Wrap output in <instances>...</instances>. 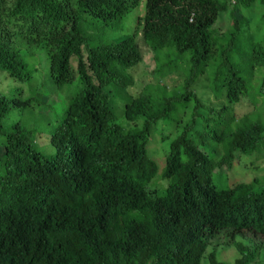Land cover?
<instances>
[{
	"label": "trees",
	"instance_id": "1",
	"mask_svg": "<svg viewBox=\"0 0 264 264\" xmlns=\"http://www.w3.org/2000/svg\"><path fill=\"white\" fill-rule=\"evenodd\" d=\"M254 1L238 0L245 8ZM138 3L0 0V73L29 83L31 91L25 99L19 88L11 96L0 93V264H226L213 251L205 257L211 245L234 248L233 264L264 263V175L232 187L212 180L226 176L237 155L264 148V121L255 113L239 120L223 113L251 89L234 57L259 76L256 93L264 99V34L250 36L261 25L246 32L234 20L218 37L214 25L230 0H145L130 35L87 43L83 17L103 28L114 22L116 29ZM139 33L151 51L186 53L189 75L171 95L165 85L161 94L146 91L149 86L126 102L124 119L141 125L124 132L110 100L112 85L134 84ZM37 49L48 57L51 85L39 83L24 61ZM208 70L214 97L223 101L206 115L191 85ZM159 74L161 67L153 76ZM64 86L63 115L36 137L55 150L46 159L29 129L16 124L5 132L2 122L13 109L38 105L41 91L52 96L53 87ZM191 104L187 125L164 157L160 176L167 185L159 194L148 188L157 174L147 154L152 127L176 112L181 120ZM197 120L204 121L201 132ZM196 136L214 147L205 152Z\"/></svg>",
	"mask_w": 264,
	"mask_h": 264
},
{
	"label": "rangeland",
	"instance_id": "2",
	"mask_svg": "<svg viewBox=\"0 0 264 264\" xmlns=\"http://www.w3.org/2000/svg\"><path fill=\"white\" fill-rule=\"evenodd\" d=\"M144 4L145 0H139L137 7L128 13L124 19L115 22L117 23L116 29H113L116 25L111 26L114 22L103 28L98 23H95L96 21L91 19V17H83L84 22L81 24V27L87 38V43L91 46L99 45V42L106 44L111 41H120L127 35H130L137 26L136 23L138 19L144 15ZM234 20L239 21L243 31L246 32H250L252 27L260 24L261 28L255 32L257 27H254L250 36L252 37L253 33V35L257 36V40L258 38H262V34H264V0L254 1L248 8L241 6L238 0H230V6L227 11L220 16L214 25V33L216 36L220 37L230 32L233 29ZM89 24H92V26H89ZM135 38L138 48L141 51L142 59L139 64L134 66L131 70L134 84L125 89L112 85L113 95L111 94L112 98L110 99L113 104V111L117 115V123L124 132L130 128L133 129L141 125V122L135 125L133 123H128L124 119L123 107L126 102L130 101L143 89L149 86L150 87L146 91L150 90V88H156L155 91L158 90L159 94H161V90L164 87L163 85H165L167 87V89L166 87L164 88L165 94L171 95L174 89L181 86L185 78L189 75L187 72L189 69V62L186 53L177 55L175 51L171 50V55L167 57L165 51H151L144 44L140 33ZM233 59H235V63H238L242 67V74L246 76L247 80L250 82L251 89L245 98L243 97L238 104L226 109L223 113L225 116H234L236 120H239L243 115L255 113L260 120L264 121V99L263 96H259L256 93V88H258L260 84L259 76L251 69H247L248 66H244L243 62H245V59L243 60V58L238 57H234ZM24 61H26L28 69L32 71L33 77L39 83L44 80L45 83H47L49 79L51 85L48 76L49 62L44 49H37L33 56H28ZM168 62L170 65L166 67L165 64ZM175 66H177L175 71H171ZM160 67L161 75L159 74L156 77L153 76V73ZM211 85L210 70L197 76L196 81L191 85L192 90L205 105V108L202 109L201 112L206 115H209V108L219 110L220 103L223 101V98L214 97L215 94H213ZM29 86V83L20 82L10 78L5 73H0V93L6 96L14 95V90L19 88L22 92L23 99L31 97ZM66 88L67 86H64L62 89L56 90L53 87L52 91L49 90L52 96L49 95L47 90L41 91L38 96V105L36 104V100H34L33 105L30 107L11 110L2 122L4 131L12 130L11 127L16 124H20L29 129L33 133L30 139L35 143V149L41 152L46 159H52L55 156V150L50 145L49 141L38 142L36 137L46 136L48 130L54 127L57 116L63 115L65 110L63 95ZM47 105L51 106V109L45 111V106ZM193 106V104L189 105L181 120L178 116L179 112H176L170 118L160 120L152 127L147 145V154L156 163L157 174L148 185L150 190L156 189L159 194L164 191L167 183L162 181L160 176L164 168V157L166 153L170 151V143L181 134L184 127L187 125L189 120L188 117ZM203 123L204 121L201 120L196 121L195 128L197 132L202 131ZM189 136L192 135L190 134ZM195 138L194 143L205 152H209L211 148L214 147L212 142L201 144L200 138L197 136ZM260 169L262 170L260 171ZM263 175L264 148H262L261 152H255L250 155H237L229 173L224 177L215 176L214 174L212 180L219 187H232L236 183L249 182L253 177ZM243 243H246V241L243 240ZM261 243H263L261 239L255 240V244ZM212 251L219 261L225 262L226 264H233L237 258L236 250L231 246L218 245L215 247L211 245L206 250L205 257Z\"/></svg>",
	"mask_w": 264,
	"mask_h": 264
}]
</instances>
